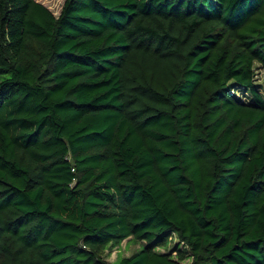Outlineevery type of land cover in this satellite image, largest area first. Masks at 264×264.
<instances>
[{"label":"trees","instance_id":"1","mask_svg":"<svg viewBox=\"0 0 264 264\" xmlns=\"http://www.w3.org/2000/svg\"><path fill=\"white\" fill-rule=\"evenodd\" d=\"M259 71L264 0H0V264H264Z\"/></svg>","mask_w":264,"mask_h":264},{"label":"rangeland","instance_id":"2","mask_svg":"<svg viewBox=\"0 0 264 264\" xmlns=\"http://www.w3.org/2000/svg\"><path fill=\"white\" fill-rule=\"evenodd\" d=\"M43 3L45 6L49 8L55 15H57L60 11V7L62 5L63 0H38ZM264 77V71H259L258 78L262 80ZM127 240H123L120 246L112 247L111 249L107 250L105 258L109 263H114L117 258L120 256H129L134 253L138 248L139 244L134 243L133 241H129L126 243ZM176 242L174 239L170 241V243L166 247H161L160 251L168 250L172 247V245Z\"/></svg>","mask_w":264,"mask_h":264}]
</instances>
